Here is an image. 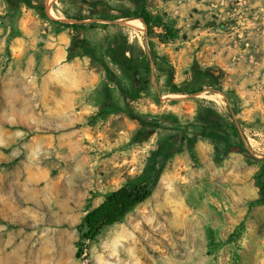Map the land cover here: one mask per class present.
Masks as SVG:
<instances>
[{
  "label": "rangeland",
  "instance_id": "rangeland-1",
  "mask_svg": "<svg viewBox=\"0 0 264 264\" xmlns=\"http://www.w3.org/2000/svg\"><path fill=\"white\" fill-rule=\"evenodd\" d=\"M33 3L46 17L0 0V264H264V0ZM121 38L140 71L131 107L155 125L142 141L118 85L134 79L104 53ZM197 66L218 91L171 89L201 83ZM199 103L236 125L245 152L197 134ZM155 160L152 194L81 240L86 213L150 181Z\"/></svg>",
  "mask_w": 264,
  "mask_h": 264
},
{
  "label": "trees",
  "instance_id": "trees-1",
  "mask_svg": "<svg viewBox=\"0 0 264 264\" xmlns=\"http://www.w3.org/2000/svg\"><path fill=\"white\" fill-rule=\"evenodd\" d=\"M10 1L13 8L17 7L20 3H24L29 7L36 8L39 13H42L43 16L46 17L40 4L35 5L33 0ZM109 9L114 11L113 7H110ZM120 14H123V17L127 16L126 13L121 12ZM118 17H122V15H119ZM136 18L139 19L145 26L151 25L152 16L145 9L140 10ZM78 50L94 55V51L91 49L89 44L85 43L83 40L79 41L77 51ZM131 51L132 48L127 44L124 38H121L118 44L108 43L105 46L104 53L120 70L121 74H125V76L130 75L134 79V81L130 82L128 85H121L120 83H118V85L121 90L125 111L132 119L136 120L141 125V128L136 134V139L137 141H142L145 140L149 134L154 132L155 125L147 128V126L151 124L148 122L147 117L135 112L131 107L132 101L139 96L141 86L139 79V66L130 55ZM100 62L104 70L111 75L108 64L102 60H100ZM194 71L196 77H198L202 83L196 85L192 84V86H189V83H185L182 88L178 87L174 83H169L171 85V89L177 92L182 91V93L195 92L196 88H199L200 91L203 90L202 88L214 89L215 91H218V84L215 76L216 73L212 71L211 68L202 69L197 66L194 68ZM198 117L200 119V131L197 134L203 136L208 135L209 137L217 138L221 141L222 145L225 147V151L222 154H226L228 152L246 151L242 143H236L234 141L235 136H240V132L236 125L234 123L231 125L226 123L224 117L218 111L212 107L199 103ZM180 139H184V136ZM162 164L163 162L160 160H155L153 162L154 173L150 181L144 183L136 181L122 185L111 191L108 195H106L101 203H99L92 210L88 211L78 226L80 239L84 241L94 240L103 229L119 222L133 208L144 202L152 194L156 186L157 177ZM263 173L264 169L261 170L258 178V183L260 184L261 189L264 188V183L260 180Z\"/></svg>",
  "mask_w": 264,
  "mask_h": 264
},
{
  "label": "flooded vegetation",
  "instance_id": "flooded-vegetation-1",
  "mask_svg": "<svg viewBox=\"0 0 264 264\" xmlns=\"http://www.w3.org/2000/svg\"><path fill=\"white\" fill-rule=\"evenodd\" d=\"M143 9V8H142ZM146 10V9H145ZM202 83V82H201ZM204 83V82H203ZM207 89V88H206ZM211 90H214V89H211ZM201 91L199 90V88H196V90H195V93H193V94H198V93H200Z\"/></svg>",
  "mask_w": 264,
  "mask_h": 264
},
{
  "label": "water",
  "instance_id": "water-1",
  "mask_svg": "<svg viewBox=\"0 0 264 264\" xmlns=\"http://www.w3.org/2000/svg\"><path fill=\"white\" fill-rule=\"evenodd\" d=\"M116 22H123V21H121V20H119V19H117V20H115Z\"/></svg>",
  "mask_w": 264,
  "mask_h": 264
},
{
  "label": "bare ground",
  "instance_id": "bare-ground-1",
  "mask_svg": "<svg viewBox=\"0 0 264 264\" xmlns=\"http://www.w3.org/2000/svg\"><path fill=\"white\" fill-rule=\"evenodd\" d=\"M135 24H138V23H135Z\"/></svg>",
  "mask_w": 264,
  "mask_h": 264
}]
</instances>
